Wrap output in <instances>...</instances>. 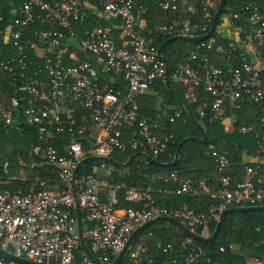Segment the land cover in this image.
Returning a JSON list of instances; mask_svg holds the SVG:
<instances>
[{
    "label": "built area",
    "instance_id": "2783aa9c",
    "mask_svg": "<svg viewBox=\"0 0 264 264\" xmlns=\"http://www.w3.org/2000/svg\"><path fill=\"white\" fill-rule=\"evenodd\" d=\"M151 1L184 17L158 20L149 36L145 14ZM219 1L18 0L10 9L3 36L13 52L0 56V71L10 75L13 90L0 97V138L9 128L22 126L34 138L18 162L21 172L30 175H11L9 160L2 162L5 179L0 185L13 179L19 185L0 189V249L39 264H94L93 259L111 264L132 231L154 217H172L208 235L223 209L264 204V163L257 161L264 152V5L251 2L239 8L242 14L249 11L251 29L244 38L229 20L237 39L228 37L227 45L212 37L197 39L174 65L154 42L158 35L206 30ZM3 4L0 0V20ZM223 57L226 66L218 63ZM236 59L239 63L232 64ZM156 82L180 84L191 101L201 92L209 94L213 116L222 122L246 102L257 111L256 122L237 127L255 138L253 161L235 166L226 152L209 144L210 175L177 169L149 173L170 186L168 193L205 198L204 209L200 204L160 205L153 188L117 180L115 173L124 170L107 161L129 147L147 167L148 156L168 151L173 135L162 131L181 109L169 113L157 103L150 112L138 101ZM76 203L90 255L80 241ZM205 226L207 234L202 233ZM146 228L132 239L118 264H229L215 260L188 235L179 246L160 240L150 244L154 232ZM229 250L239 254L232 245ZM243 257V264H264V258ZM0 264L20 263L0 257Z\"/></svg>",
    "mask_w": 264,
    "mask_h": 264
},
{
    "label": "trees",
    "instance_id": "16d2710c",
    "mask_svg": "<svg viewBox=\"0 0 264 264\" xmlns=\"http://www.w3.org/2000/svg\"><path fill=\"white\" fill-rule=\"evenodd\" d=\"M255 3L260 6L264 5V0H226L219 14L216 24L223 15L228 17V21L232 20L235 26L240 29L239 38L245 37L250 32L251 25L246 22V15L249 11L242 14L239 8L244 7L248 3ZM18 4V0H5L2 5L4 15L0 20V56L10 55L13 51L9 43L4 42L3 33L9 24L10 9ZM212 9V15L215 13ZM238 13L237 17L233 14ZM184 17L183 13L177 11L163 10L155 2H149L148 11L145 14L146 33L151 36V28L158 20L169 21L172 18ZM192 21H196L195 16L189 15ZM215 24V25H216ZM211 22L206 30L200 27L195 28L191 35H175V36H156L154 42L158 46H162V51L167 56L171 65L176 62L183 61L187 55L188 44H194L197 39L209 31ZM245 30V32L242 31ZM214 38L216 43L227 45L230 38L223 37L221 33L216 31V26L208 38ZM264 48V46H263ZM241 46L239 45V48ZM185 61V60H184ZM219 65L226 66L227 61L223 57L219 59ZM239 59L232 60V64L237 65ZM10 75L4 71H0V97L11 93L13 87L9 85ZM184 88L180 84H167L166 82H156L143 95L138 98L140 107L146 111H155L157 103L161 109H166L169 113H173L176 108L181 109L180 115L173 122H166L167 128L163 133H172V141L168 143L167 152L157 157L148 156L147 167L140 162V154L135 153L131 148L127 147L125 151H115L111 154V158L107 161L113 164L118 170H124L122 174L115 173L116 179L125 182L129 186H149L155 192L156 202L165 206H179L187 204L196 207L198 204L203 207V203L207 202L205 198H196L190 196H178L167 192L170 187L162 180L153 179L149 173L153 169L172 170L177 169L184 173H192L195 175L206 176L213 168V158L207 153L208 145L213 144L216 148L227 153L228 159L235 166H239L242 162L247 161L249 157L255 154V138L251 133H244L237 129L242 123H251L257 121V111L252 103H244L240 109H233L231 114L233 119V129L225 130L223 122L213 116V111L209 107L211 96L205 92H201L195 101L188 100L185 97ZM203 110V113L200 111ZM202 127L206 133V140L201 142ZM34 138L29 127L22 126L20 130L9 128L0 138V179L2 176V162L7 159L10 162L9 170L11 175L19 177L20 174H29L21 172V164L19 159H25L31 139ZM178 151V157L175 161L174 155ZM140 155V156H139ZM264 156V152H262ZM15 163L17 167L15 168ZM125 163V165H124ZM253 164V162H250ZM19 185L17 179L0 185L3 187L14 188ZM129 202H123L128 205ZM217 221L209 225V234L214 230ZM165 223V224H163ZM151 229L154 232L153 237L149 240L150 244L158 240L163 243L171 242L179 246L180 240L186 236L176 225L164 220L152 222L146 230ZM197 233L201 232L199 226H195ZM202 246L208 254L215 260L227 262L229 264H243L244 255H255L264 258V210H245L228 212L221 223L219 234L214 243L201 242ZM229 245L234 246L238 251L231 253ZM219 246H224L225 251L219 250ZM244 254V255H241ZM128 264V263H127ZM183 264V262H181Z\"/></svg>",
    "mask_w": 264,
    "mask_h": 264
},
{
    "label": "water",
    "instance_id": "95a60500",
    "mask_svg": "<svg viewBox=\"0 0 264 264\" xmlns=\"http://www.w3.org/2000/svg\"><path fill=\"white\" fill-rule=\"evenodd\" d=\"M226 0H220L219 4L215 10V13L212 16V22H211V27L209 29L208 32H206L204 35H202L200 38H198V40H202V39H206L210 36V34L213 32V30L215 29V24H216V20L219 16V14L222 11V8L225 4ZM162 47V46H161ZM201 132H202V137L200 138V141L203 142L206 140V133L204 131V129L202 127H200ZM178 157V151H176L175 155H174V160L175 161ZM125 165V163H124ZM235 210H239V211H245V210H264V204L261 205H253V206H231L228 208L223 209L220 214H219V218L216 222L215 228L214 230L209 234V235H201L199 233H197L196 231L188 228L185 224H183L182 222H180L179 220L172 218V217H168V216H157L154 217L146 222H144L143 224H141L140 226H138L136 229H134L132 231V233L130 234V236L128 237L124 247L122 248V250L119 252V254L117 255V257L112 261L111 264H118L119 261L121 260L122 256L124 255L127 247L129 246V244L131 243L132 239L139 233L141 232L144 228H146L147 226H149L152 222L158 221V220H164V221H168L173 223L174 225H176L182 232H184L186 235L192 237L193 239H196L200 242H204V243H214V241L216 240L219 231H220V227H221V223L222 220L224 218V216L230 212V211H235ZM75 211H76V217H77V225H78V233H79V237H80V241L82 246L84 247V249H86V252L90 255L89 250L87 249V246L85 244L84 238L82 236V227H81V219H80V213H79V208L78 205L76 203L75 206ZM0 257H3L5 259L11 260V261H15L18 262L20 264H39L37 262H34L32 260L26 259V258H22L19 256H16L8 251H4L2 249H0ZM94 264H97L96 261L93 259Z\"/></svg>",
    "mask_w": 264,
    "mask_h": 264
},
{
    "label": "rangeland",
    "instance_id": "374dc122",
    "mask_svg": "<svg viewBox=\"0 0 264 264\" xmlns=\"http://www.w3.org/2000/svg\"><path fill=\"white\" fill-rule=\"evenodd\" d=\"M216 31L221 33L223 37L227 36V37H231V38L237 37V33H238L237 30H235L233 28V26L228 25V17L225 15H223L221 17L220 21L216 24ZM233 120H234L233 117H229V118L223 120V126H224L225 130L230 131L233 129V125H232ZM4 160L5 159H3V161ZM16 164L17 163H15V165H13V166H15V168L17 167ZM208 173L209 174L213 173V170H210ZM188 174H192V173H188ZM193 175H195V174H193ZM163 224H165V223H163ZM207 228L205 226L204 231L202 232L203 234H207ZM208 235H209V233H208Z\"/></svg>",
    "mask_w": 264,
    "mask_h": 264
},
{
    "label": "crops",
    "instance_id": "0c3cea01",
    "mask_svg": "<svg viewBox=\"0 0 264 264\" xmlns=\"http://www.w3.org/2000/svg\"><path fill=\"white\" fill-rule=\"evenodd\" d=\"M234 39H237V37H234ZM249 160L253 161V159L251 157H249ZM256 160V159H254ZM257 161H261V163H264V156H260L259 158H257Z\"/></svg>",
    "mask_w": 264,
    "mask_h": 264
}]
</instances>
